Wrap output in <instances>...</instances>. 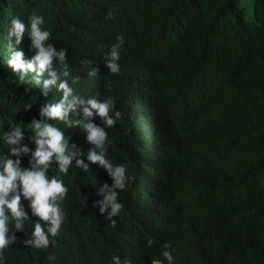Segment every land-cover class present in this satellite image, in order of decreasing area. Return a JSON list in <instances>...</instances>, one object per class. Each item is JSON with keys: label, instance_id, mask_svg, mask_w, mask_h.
I'll use <instances>...</instances> for the list:
<instances>
[{"label": "trees", "instance_id": "trees-1", "mask_svg": "<svg viewBox=\"0 0 264 264\" xmlns=\"http://www.w3.org/2000/svg\"><path fill=\"white\" fill-rule=\"evenodd\" d=\"M32 13L50 32L44 43L65 52L51 62L57 79L47 91L48 71L8 63L16 51L24 63L37 54ZM12 16L25 23L18 42L8 35ZM117 36L120 71L111 73L105 61ZM62 81L77 99L63 119L47 117L42 109L63 99ZM109 97L122 116L106 128L105 155L132 178L110 218L99 212L98 187L112 178L87 159L94 146L82 123L102 121L81 103ZM33 122L57 128L76 154L66 174L55 160L46 172L67 188L58 233L39 249L26 243L33 223L47 232L48 222L21 196L27 222L4 264H110L112 255L151 264L165 244L173 264H264V0H251L249 17L240 0H0V158L30 166ZM17 127L11 147L29 149L18 157L6 142Z\"/></svg>", "mask_w": 264, "mask_h": 264}, {"label": "clouds", "instance_id": "clouds-1", "mask_svg": "<svg viewBox=\"0 0 264 264\" xmlns=\"http://www.w3.org/2000/svg\"><path fill=\"white\" fill-rule=\"evenodd\" d=\"M28 20V31L32 38L31 43L37 49V54L31 61L24 63L21 60L22 53L16 51L13 53V59L9 60L8 63L13 68L34 71L37 76L48 71L50 79L43 81L44 89L47 91L50 85L56 84L57 79L56 72L50 70L51 62L54 57L63 62L65 52L63 49L57 51L51 43H44L50 36V32L41 30L39 27L43 22L39 15L32 13ZM9 24L8 35L15 34L18 42L21 33L25 31L24 20L20 17L12 16ZM116 39L117 43L110 47L108 51L109 58L105 61L111 73L120 71L118 63L119 49L123 39L120 36H117ZM57 87L63 90V99L58 103L43 108L42 114L50 118L63 119L72 106L73 101L77 98L73 96L71 100H68L71 89L63 81ZM65 101H67V106H65ZM81 103L88 105L83 108L86 116L91 117L95 114L102 121L103 126L94 125L92 122L82 123L87 132V140L94 146V149L87 153V159L92 162H98L112 178L111 186L104 184L98 187L99 193L103 194V199L98 201L99 212L103 214L105 209H107L106 215L110 218L117 215L122 208L117 198L119 190L124 189L126 183L132 179L126 175V165L113 164L105 155L106 128L113 127L121 119L122 114L120 111L114 110L113 100L110 97L103 100L89 98L87 101H81ZM27 128L34 130L37 136L35 140L36 148L31 152L30 166L21 168L19 158H0V165H2L0 167V264H4V250L14 240V230L21 229L27 222V215L19 205L21 196L30 198L29 206L32 213L41 220L48 222L47 232L42 229L39 222L33 223L31 232L33 239L26 241V243H31L35 248L39 249L47 246L50 237H54L58 233L62 220L60 201L65 197L67 188L60 178L49 176L46 172L50 166L49 162L55 160L58 165V172L66 174L70 159L72 155L76 154V151L68 150L67 140L57 128L47 123L41 124L40 122L30 123ZM20 137L19 127L11 134H6V142L10 146V152L17 157L20 153L29 152L26 146L21 148L11 147V145L16 144L20 140ZM75 163L77 167L85 170L88 168V165L84 164L80 159H77ZM10 192L12 193L11 196H9ZM112 223H115V221H112ZM10 224L13 231H10ZM147 243L151 245L152 240L149 239ZM168 247L165 244L164 250L161 252L163 259H152L151 264H165V262L166 264H173V256L167 250ZM110 264H130V262L127 259L122 261L118 255H112Z\"/></svg>", "mask_w": 264, "mask_h": 264}, {"label": "rangeland", "instance_id": "rangeland-1", "mask_svg": "<svg viewBox=\"0 0 264 264\" xmlns=\"http://www.w3.org/2000/svg\"><path fill=\"white\" fill-rule=\"evenodd\" d=\"M240 4L245 8V14L247 17L250 16L251 0H240Z\"/></svg>", "mask_w": 264, "mask_h": 264}]
</instances>
